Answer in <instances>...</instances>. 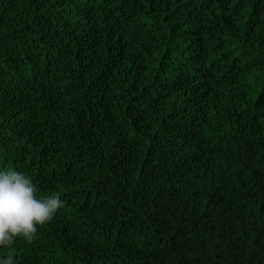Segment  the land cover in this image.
<instances>
[{
  "label": "trees",
  "instance_id": "obj_1",
  "mask_svg": "<svg viewBox=\"0 0 264 264\" xmlns=\"http://www.w3.org/2000/svg\"><path fill=\"white\" fill-rule=\"evenodd\" d=\"M63 202L13 264H264V0H0V171Z\"/></svg>",
  "mask_w": 264,
  "mask_h": 264
},
{
  "label": "clouds",
  "instance_id": "obj_2",
  "mask_svg": "<svg viewBox=\"0 0 264 264\" xmlns=\"http://www.w3.org/2000/svg\"><path fill=\"white\" fill-rule=\"evenodd\" d=\"M30 178L15 170L0 171V246H11L14 238L31 241L37 225L50 221L63 206L58 195L37 198ZM0 264H13L12 255Z\"/></svg>",
  "mask_w": 264,
  "mask_h": 264
}]
</instances>
